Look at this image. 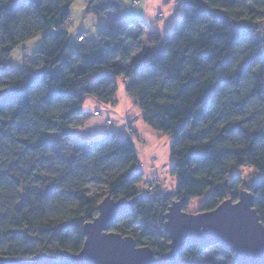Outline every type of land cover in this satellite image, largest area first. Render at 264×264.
Masks as SVG:
<instances>
[{
    "label": "trees",
    "instance_id": "obj_1",
    "mask_svg": "<svg viewBox=\"0 0 264 264\" xmlns=\"http://www.w3.org/2000/svg\"><path fill=\"white\" fill-rule=\"evenodd\" d=\"M73 1L0 0V264L77 252L81 228L106 194H145L111 229L156 255L168 251L164 214L181 196L206 195L199 211L212 210L246 188L264 224V0H179L183 15L163 35L121 17V0H86L87 13L116 15L105 32L91 40L79 33L83 41L71 46L62 28ZM38 34L56 48L13 70L12 50ZM118 77L144 122L170 137L175 192L140 189L130 136L76 135L72 120L86 96L115 104ZM244 167L259 177L244 183L233 173ZM182 248L178 264H194L208 249L217 262L204 264H235L219 245Z\"/></svg>",
    "mask_w": 264,
    "mask_h": 264
},
{
    "label": "water",
    "instance_id": "obj_2",
    "mask_svg": "<svg viewBox=\"0 0 264 264\" xmlns=\"http://www.w3.org/2000/svg\"><path fill=\"white\" fill-rule=\"evenodd\" d=\"M133 198L114 199L106 194L96 205L97 215L81 228L84 242L77 252L60 249L58 256L45 252L24 260L26 264H178L182 247L219 245L234 253L235 264H264V224L254 208V195L245 189L236 199H223L212 210L188 212L185 196L168 205L163 223L168 251L156 255L148 245H137L131 235L112 230L114 222L134 210Z\"/></svg>",
    "mask_w": 264,
    "mask_h": 264
},
{
    "label": "crops",
    "instance_id": "obj_3",
    "mask_svg": "<svg viewBox=\"0 0 264 264\" xmlns=\"http://www.w3.org/2000/svg\"><path fill=\"white\" fill-rule=\"evenodd\" d=\"M178 1L141 0L137 5H133L131 2L128 4L137 6L132 15L134 19L140 18L145 23L148 32L154 31L163 35L183 15L178 8ZM160 13H163L164 17L158 19ZM108 14H111V19L115 18L116 13L108 12L104 15ZM43 40L45 44L40 52L47 51L50 54L57 44H53L50 37L47 36L43 37ZM116 83L119 88L116 93L115 104H105L93 96H86L82 106L83 113L72 120L76 135L83 140L98 139L109 131L117 133L119 137L131 135L130 138L134 142L140 164L145 165V168L148 169L149 166L155 165V161L159 157L164 160V165L167 163L171 167L173 159L170 156V137L165 136V140H162L160 133L144 122L143 113L134 104L133 99L126 94L127 83L125 78L118 77ZM96 111L99 112L97 117L93 116ZM83 125L85 126L81 127ZM131 129L135 131L134 134H131ZM158 143L161 144L164 151L159 147L160 145H156ZM147 169V174L152 173Z\"/></svg>",
    "mask_w": 264,
    "mask_h": 264
},
{
    "label": "rangeland",
    "instance_id": "obj_4",
    "mask_svg": "<svg viewBox=\"0 0 264 264\" xmlns=\"http://www.w3.org/2000/svg\"><path fill=\"white\" fill-rule=\"evenodd\" d=\"M85 1L86 0H74L73 1V3L70 5L69 21L62 28L64 30H67L68 36H67L66 41L71 46H76L78 44V42L75 41V39L79 33H83L86 40L94 39V37H97L99 33L105 32V30L107 29L106 28L107 25L113 20L111 19L112 17H110L111 14L97 16L95 14L87 13L86 7H85ZM121 1H122L123 8H122L120 16L126 20L134 19V16L132 14H133V11L137 9V6H130L128 4L130 2L132 3V0L131 1L121 0ZM197 1L204 3L203 0H197ZM50 10H51L50 7H48L46 10H41V11H47L48 13V11ZM160 14L162 16H160ZM160 14H158L160 16V17L158 16V19L164 17L163 13H160ZM261 30H262L261 35L264 36V25ZM48 33L49 34H46V35H50L52 38H56L58 32L50 29ZM43 36L44 35L42 34H38L37 36H34L28 39L26 42L16 46V48L12 50L8 58L9 66H11V68L15 71L23 70L24 69L23 64H24L25 57L28 55L31 56L33 53H37L40 50H42L43 45L45 44L43 40ZM93 116H95V112L93 113ZM84 126L85 125L81 127H84ZM129 136L131 137V135ZM160 136L162 137V140H165V138L167 137V135H165L166 136L165 137L161 133H160ZM156 145L158 146L160 145L159 147H161L160 143ZM161 159L162 158L158 157V159H156L155 161V165L149 166L148 169L145 168L146 167L145 165H142L140 164V162H138L137 168L141 170L144 175L143 180H142L143 183L139 185L140 189H142L143 192H145V190H153L156 186H159L160 189L164 192L167 190L175 192L176 185H177L176 178L172 176L169 165L167 163L164 165L165 162L164 160H161ZM146 169L151 171L152 173L149 172V174H147ZM233 173H236L239 176V178L243 180L244 183L251 182L253 179H255V177L259 175L258 172L257 173L254 172V169L248 168V167L240 168L239 170L234 168ZM147 180H152L154 182V185L152 186V188L148 187L146 183ZM239 189L245 190L246 188L242 187ZM205 196L201 198L190 199L188 202L189 204L187 205V208H185V210L188 212L199 211L201 209V205L203 204ZM214 250L215 249L206 250L203 253V255L200 256L194 262V264H204L205 262H209V261L213 263L217 262V261H214V259L212 258Z\"/></svg>",
    "mask_w": 264,
    "mask_h": 264
},
{
    "label": "built area",
    "instance_id": "obj_5",
    "mask_svg": "<svg viewBox=\"0 0 264 264\" xmlns=\"http://www.w3.org/2000/svg\"><path fill=\"white\" fill-rule=\"evenodd\" d=\"M139 1H140V0H132V4H133V5H134V4L137 5V3H138ZM160 16H162V15L160 14ZM160 16H159V17H160ZM83 39H84V37L82 36V34H78L77 37H76V41H79V42H82ZM126 83H127V81H126ZM98 113H99V112L96 111V112H95V116H97ZM146 183H147V185H148L149 188H152V186L154 185V182H153L152 180H147Z\"/></svg>",
    "mask_w": 264,
    "mask_h": 264
}]
</instances>
